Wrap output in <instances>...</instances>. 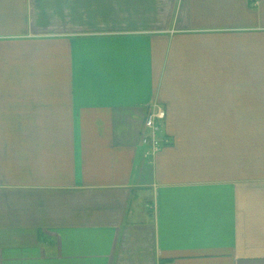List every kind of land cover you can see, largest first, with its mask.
<instances>
[{"label":"crops","instance_id":"0c3cea01","mask_svg":"<svg viewBox=\"0 0 264 264\" xmlns=\"http://www.w3.org/2000/svg\"><path fill=\"white\" fill-rule=\"evenodd\" d=\"M0 264H264V0H0Z\"/></svg>","mask_w":264,"mask_h":264},{"label":"built area","instance_id":"2783aa9c","mask_svg":"<svg viewBox=\"0 0 264 264\" xmlns=\"http://www.w3.org/2000/svg\"><path fill=\"white\" fill-rule=\"evenodd\" d=\"M167 116L166 109L157 107L151 111L145 119V132L143 134V144L147 147L146 155L155 157L162 148V138L159 132Z\"/></svg>","mask_w":264,"mask_h":264}]
</instances>
